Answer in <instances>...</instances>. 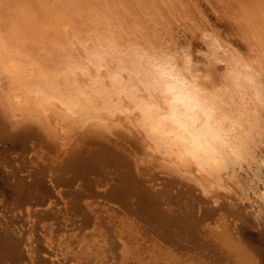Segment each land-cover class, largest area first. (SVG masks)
I'll return each mask as SVG.
<instances>
[{"label":"bare ground","instance_id":"1","mask_svg":"<svg viewBox=\"0 0 264 264\" xmlns=\"http://www.w3.org/2000/svg\"><path fill=\"white\" fill-rule=\"evenodd\" d=\"M201 1L0 0V264H117L123 245L128 264H237L234 218L205 224L245 218L230 196L251 182L263 215L264 0H204L226 34L181 23ZM38 145L54 165H26ZM160 178L189 203L165 207ZM87 184L112 205L75 200Z\"/></svg>","mask_w":264,"mask_h":264},{"label":"rangeland","instance_id":"2","mask_svg":"<svg viewBox=\"0 0 264 264\" xmlns=\"http://www.w3.org/2000/svg\"><path fill=\"white\" fill-rule=\"evenodd\" d=\"M186 1H191L192 0H183V3H185ZM208 2V1H207ZM204 0L201 1L200 6H202L201 10L203 11L204 9V13H206L204 16H196L193 15L192 19L183 17L181 18V23L185 22L187 19L190 21V24L192 25V27L195 28L196 31H198L199 33L205 29L207 30L209 33H217V31L226 34V30L229 26H227L226 24V20L220 16V14L215 10V8L212 7L211 3H207ZM204 8V9H203ZM186 9H182V11H185ZM207 11V12H206ZM180 28V27H179ZM176 28L177 32L179 35L178 36V41L182 42V41H186L185 43H187V45L189 44L190 46H187L192 53H198L200 50V47L203 46L205 47L202 36L198 35L199 33L195 32L196 34L192 35L191 30L189 29L190 32H187L183 34L185 32L184 28ZM183 29V30H182ZM182 30V31H180ZM228 32V30H227ZM189 33V35H188ZM201 34V33H200ZM190 36V39H192V42L190 41V39L188 38ZM234 37V36H233ZM236 37V36H235ZM188 38V39H187ZM177 44V43H176ZM235 45H237V47L239 48V50L244 51L245 47H244V42L242 39L236 37L235 38ZM178 45V44H177ZM184 46V45H182ZM194 47V48H191ZM202 48V47H201ZM192 49V50H191ZM194 49V50H193ZM196 51V52H195ZM4 142L0 141V149H2V147H4ZM264 149V146H263ZM45 152H48L46 147L45 148H40V146L38 145L37 149H30L29 152L26 153H21L19 152V154L22 156L26 155V158L28 160L26 165H29L30 168L32 169V167L37 166L39 169L42 168L41 166L47 165L48 163H52L51 165H54V159H50L51 157L55 158V155L53 156H49L50 157H43V154ZM12 156L15 155L14 152L11 153ZM1 164V163H0ZM2 165V164H1ZM34 165V166H33ZM3 166V165H2ZM29 166L27 168V170H24V172H21L20 174L25 175L26 178L29 180L30 176H28V171H29ZM32 166V167H31ZM8 169H11V167H7ZM43 174V172H42ZM41 174V175H42ZM48 179V178H47ZM50 182H48L49 184ZM147 184H153L155 185L156 188L163 190L162 192L165 194V201L166 202H172V205H170L169 203H165L164 206L165 207H169L171 208L172 206L174 210H179L178 208H182V206H184L185 204L189 203L188 198H183V197H179V196H171L169 194H166L168 192L167 190V184L166 181L163 180L162 178L158 179V180H152L150 182H148ZM250 184V185H249ZM248 186L246 184V191H244V196L243 199H241L240 197V192H242L239 187H235V191H231V198L233 201H235L237 203V207L236 208H240L241 211H243V213L246 214L245 218L242 216L237 215L235 212L233 213L231 212H224L221 216H219V219L217 221H215L212 225H208L205 224L206 226H209L211 229V231H209L211 234H213V232H218L222 229V220L224 219H233L236 222L235 226L237 227V236L234 238L235 241L237 242V244L239 245L238 247H240V253H242V256H239L237 254V252L234 250V253H236L238 256H236V258L234 259V262H236L237 264H264V210L262 211L263 215H260L261 213L258 210V206L256 207H251L250 206V198L249 196H247L248 194H253L254 193V188L253 185L255 184V182H251L249 183ZM236 186V185H235ZM85 187L88 188V190H82L80 196H78L75 200H81V202L84 204H86L88 206V203L95 199V204L98 205V203L100 202L99 200H103L105 199L106 201H102L103 203H107V204H111L112 202H108V199H106L103 195H95L96 191H102L104 189H102L101 187H98L97 185H94L93 187L90 184H87ZM175 191L179 190V188H181V186L177 185L176 187H174ZM252 190V191H251ZM95 192V193H94ZM166 192V193H165ZM169 193V192H168ZM230 194V193H229ZM95 195V198H94ZM97 196V197H96ZM61 197V200H58V198H54L55 199V203H56V207L58 208L59 213H62L63 218H64V214L63 211L67 210V205L68 203L72 204V200L73 197H75V192H72L70 194H64ZM64 197V198H63ZM228 199V198H227ZM226 199V201H227ZM71 200V201H70ZM114 203H118L119 201H114ZM113 203V204H114ZM219 204V203H218ZM217 204V205H218ZM85 205V207H86ZM41 206H45L44 204ZM133 206V205H132ZM171 206V207H170ZM240 206L244 207L241 208ZM89 207V206H88ZM87 208V207H86ZM257 210H253L256 209ZM246 209V210H243ZM264 209V208H263ZM114 211V210H113ZM254 211V212H253ZM258 213H257V212ZM104 215H108L107 211H101ZM2 213V211H0V214ZM122 213V212H120ZM227 213V214H225ZM259 214V215H257ZM128 215L131 216V219H134L135 221L138 219L135 212H131L130 210H128ZM36 217V216H35ZM119 218H116L113 216V221L116 220L115 222H117V224H120L121 222V218L123 217L122 215H118ZM65 220V218H64ZM46 221V222H45ZM52 221L54 220H43L41 223L44 224L45 226H47L48 224L53 223ZM64 221L61 222V224H63ZM60 223H56V225H58ZM29 225V223L25 224L22 228L26 229V227ZM214 228V229H213ZM143 230V229H142ZM144 231V230H143ZM215 233V234H218ZM158 244L160 246H163L164 248H168V249H173L175 244L171 241H166L164 239H160V241L158 242ZM132 248H128V249H124V245L122 246V249L120 250L121 252V256L119 257L120 261L117 262V264H128V260L131 259L128 256L129 255H133L132 253ZM233 253V254H234ZM243 253L245 254V256L243 257ZM252 253V254H251ZM49 255V254H47ZM187 256V255H186ZM199 257L196 254H194V258L193 256H191L190 259L186 258L187 260H190V263L188 262L187 264H195L197 263L196 258ZM51 258L54 259H59L58 257L55 258V254L53 253V255H51ZM129 258V259H128ZM234 258V257H233ZM195 259V260H194ZM146 260H148V258H146ZM128 261V262H127ZM77 260H73V263H77ZM235 264V263H234Z\"/></svg>","mask_w":264,"mask_h":264}]
</instances>
